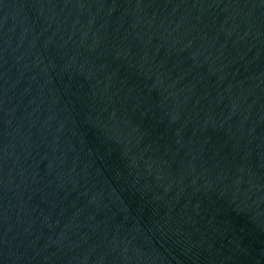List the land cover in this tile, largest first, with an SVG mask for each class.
I'll use <instances>...</instances> for the list:
<instances>
[{
	"label": "water",
	"instance_id": "obj_1",
	"mask_svg": "<svg viewBox=\"0 0 264 264\" xmlns=\"http://www.w3.org/2000/svg\"><path fill=\"white\" fill-rule=\"evenodd\" d=\"M0 264H264V0H0Z\"/></svg>",
	"mask_w": 264,
	"mask_h": 264
}]
</instances>
